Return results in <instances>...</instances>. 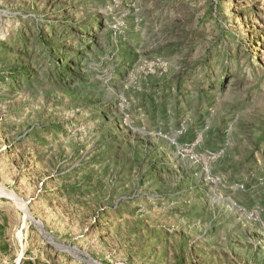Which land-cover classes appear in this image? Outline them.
<instances>
[{
    "label": "rangeland",
    "instance_id": "rangeland-1",
    "mask_svg": "<svg viewBox=\"0 0 264 264\" xmlns=\"http://www.w3.org/2000/svg\"><path fill=\"white\" fill-rule=\"evenodd\" d=\"M0 264H264V0H0Z\"/></svg>",
    "mask_w": 264,
    "mask_h": 264
},
{
    "label": "bare ground",
    "instance_id": "bare-ground-1",
    "mask_svg": "<svg viewBox=\"0 0 264 264\" xmlns=\"http://www.w3.org/2000/svg\"><path fill=\"white\" fill-rule=\"evenodd\" d=\"M254 59V58H253Z\"/></svg>",
    "mask_w": 264,
    "mask_h": 264
}]
</instances>
